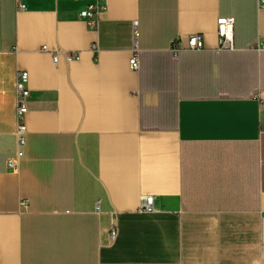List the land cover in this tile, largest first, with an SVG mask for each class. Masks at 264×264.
<instances>
[{
    "label": "crops",
    "instance_id": "0c3cea01",
    "mask_svg": "<svg viewBox=\"0 0 264 264\" xmlns=\"http://www.w3.org/2000/svg\"><path fill=\"white\" fill-rule=\"evenodd\" d=\"M95 1L0 0V264H264V10L104 0L93 30L78 13ZM195 34L204 48L174 59ZM20 71L26 147L10 171Z\"/></svg>",
    "mask_w": 264,
    "mask_h": 264
},
{
    "label": "built area",
    "instance_id": "2783aa9c",
    "mask_svg": "<svg viewBox=\"0 0 264 264\" xmlns=\"http://www.w3.org/2000/svg\"><path fill=\"white\" fill-rule=\"evenodd\" d=\"M258 10H264V0H256ZM21 8V7H20ZM106 11L104 0H96L94 3L88 5L85 9L78 13V19L83 21L89 29L97 30L100 25V17ZM136 22H134V36L136 38ZM218 49L219 51L230 52L234 50L233 46V28L234 19L232 17H220L216 21ZM204 48L203 37L200 34L191 35L187 39L186 46H181L179 41L176 40L171 45V52L174 59L181 52L201 51ZM47 49L42 47V51ZM93 53H96L97 46L91 48ZM66 62L78 60L80 58L78 53H63ZM139 55L140 50L135 42L132 55L129 60L131 71L137 72L139 70ZM53 62H58V53L53 54ZM28 73L20 71L16 75L15 81V96H16V112H15V132L14 137L16 140V150L14 154L6 160V167L10 171H16L19 163L24 158V150L26 147L27 129L24 123L26 114L28 113L27 100L30 96L28 85ZM27 201H22L21 205L26 207ZM139 212L151 213L155 211L154 197H143L139 203ZM96 211L98 207L96 206ZM116 230L110 232V238H116Z\"/></svg>",
    "mask_w": 264,
    "mask_h": 264
}]
</instances>
